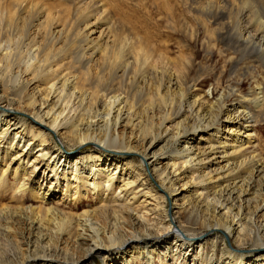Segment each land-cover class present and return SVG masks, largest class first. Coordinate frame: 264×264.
<instances>
[{
    "label": "bare ground",
    "instance_id": "1",
    "mask_svg": "<svg viewBox=\"0 0 264 264\" xmlns=\"http://www.w3.org/2000/svg\"><path fill=\"white\" fill-rule=\"evenodd\" d=\"M175 1L0 0V264H264V0Z\"/></svg>",
    "mask_w": 264,
    "mask_h": 264
},
{
    "label": "rangeland",
    "instance_id": "2",
    "mask_svg": "<svg viewBox=\"0 0 264 264\" xmlns=\"http://www.w3.org/2000/svg\"><path fill=\"white\" fill-rule=\"evenodd\" d=\"M112 5H111V7L113 8L114 7V10L116 9L119 13H117V15H118V17H121L122 19H123V21H125V19H127L128 18V20H126L125 22L128 24V21H129V17H134V19H132V18H130V21L131 22H135L136 23V25L138 24V22L139 21H144L145 22V25L147 24L148 25V27H149V24H151L150 25V27H149V29H154V23L151 21V20H158V22H160L158 25H155L156 26V30H158V29H161V30H158L159 31V33H160V35H161V33L162 34H166L167 32V36L166 37H164V39H162L161 41H165L164 43L165 44H167V46H169V49H170V52H169V56L171 57V56H174L175 55V45H174V42L176 43V42H179V39L178 38H180V36L179 35H176V34H173V35H170L169 34V30L167 29V26H166V23H165V16H167V13H171V15L173 16V18L176 20V21H179L181 18H180V15H182V13H181V9L180 8H177V4H176V1L175 0H171V1H167V0H120V1H118V0H116V1H118V2H122V3H119L120 5H118V2H116L115 0H113L115 3H112L113 1H111V0H108ZM125 3H127V4H124V2ZM165 1H167V2H165ZM155 2V3H154ZM143 3V4H142ZM117 4V5H116ZM124 4V5H123ZM175 4H176V7H175ZM117 7H115V6ZM127 6V8L126 7H123V6ZM140 5H142L141 7H140ZM120 6V7H119ZM119 7V8H118ZM146 7H147V9H146ZM164 7V8H163ZM123 8V9H122ZM126 8V9H125ZM133 8V9H132ZM138 8L141 10H139L138 11ZM169 8H172V9H169ZM129 9H130V11H129ZM144 9V10H143ZM126 10H128L129 11V13H128V11H126ZM142 10H143V12H142ZM148 12H147V11ZM120 11H121V13H120ZM126 11V12H125ZM134 11V13L133 14H131L132 12ZM135 11L137 12V13H139V14H137V13H135ZM177 11H178V13H177ZM122 12L124 13L125 12V14L127 13V16L125 15V14H122ZM142 14H141V13ZM176 12V13H175ZM180 12V13H179ZM148 13V14H147ZM125 15V16H122V15ZM128 14H130L131 16H129ZM134 14H135V16H137V18L134 16ZM144 14V15H143ZM179 15V16H177L176 17V15ZM143 15V16H142ZM145 16V17H144ZM125 19H124V18ZM127 17V18H126ZM139 17H143L141 20L139 19ZM176 17V18H175ZM146 18V19H145ZM179 18V19H178ZM121 19V20H122ZM162 19H164V20H162ZM162 21V23H161V21ZM138 21V22H137ZM149 22H152V23H149ZM146 25V26H147ZM161 25H163V27L161 26ZM138 26V25H137ZM145 26V27H146ZM161 26V27H160ZM147 27V28H148ZM152 27V28H151ZM170 36V39L168 38ZM174 36V37H173ZM168 38V39H167ZM174 38V39H173ZM158 39V38H157ZM155 40V42L157 43V47H159V46H161L162 45V43L160 44V40L158 41V40H156V39H154ZM180 40H182V39H180ZM177 44V43H176ZM174 45V46H173ZM67 46H69V44H67L66 43V47L65 48H67ZM199 46V47H198ZM201 45H199V42L197 41V43L195 44V52L198 54V57L199 58H203L204 57V55H205V49H204V47H200ZM200 48V49H199ZM202 49V50H201ZM204 50V51H203ZM174 51V52H173ZM205 52V53H204ZM201 56V57H200ZM217 68H219V65L217 66ZM246 82H245V85H244V87H243V89L246 91V89L248 90L249 89V86H250V84L248 85V83H252V82H250L249 80V82L247 81V80H245ZM209 80H206V82L204 83V91L205 90H207L208 89V87H209ZM208 86V87H207ZM14 117H17V118H24V119H26V121H27V125H28V123H33L32 121H31V119H29V118H27V117H25V116H22V115H15V114H13V113H11ZM256 134H257V136H258V139H257V142H258V147H256L255 148V151H260V150H263L264 151V123H260V124H258L257 126H256ZM53 138V137H52ZM53 141L55 142V140H54V138H53ZM56 143V142H55ZM164 144V143H163ZM171 144V143H170ZM169 144V142L167 143L166 142V144H164V145H162V147L158 150V148L156 149V150H158L159 152H160V154H163V155H169L170 154V145ZM88 147H90V146H84V147H82V148H84V149H86V148H88ZM82 150V149H81ZM80 150V151H81ZM73 151H70V152H68L69 154H71ZM83 152V151H82ZM73 153H77V152H73ZM130 158L132 159V160H135V161H141V159L138 157V156H136V155H131L130 156ZM162 167H163V170L165 169V165H164V162H163V165H162ZM134 169L135 170H139L140 168L139 167H137V163H135V167H134ZM143 169H145L144 168V166H143ZM146 170V169H145ZM146 175H149V173L146 171ZM153 185L157 188V186L153 183ZM61 190V189H60ZM157 190H158V188H157ZM58 195H60V194H58ZM186 197V195L185 196H181V197H179L176 201L174 200V199H171L170 201L168 200L167 201V203H166V208H165V211H166V216H167V219L169 220L170 219V211H171V209L172 208H175V207H178V206H180L181 204H182V202H183V200H184V198ZM90 199H92V197L91 198H89V200L88 201H85L84 202V206H86V205H94L95 203H96V200H93V201H91ZM68 202H70V204H71V201L69 200ZM69 204V205H70ZM77 205H80V203H77ZM178 217V219L180 220V221H183V216L180 214V215H178L177 216ZM200 238H203V239H208L207 237H206V235H198ZM224 241H225V245H226V247H227V249H229V250H232V247H231V244L226 240V239H224ZM250 249L249 248H245V249H242L241 250V253L242 254H247V253H250ZM93 263L94 264H104L105 262H106V260L104 259L103 260V262H102V260H101V258H99V257H95V258H93Z\"/></svg>",
    "mask_w": 264,
    "mask_h": 264
}]
</instances>
